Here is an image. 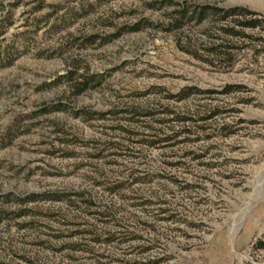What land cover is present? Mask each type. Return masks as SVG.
I'll use <instances>...</instances> for the list:
<instances>
[{"label":"rangeland","instance_id":"1","mask_svg":"<svg viewBox=\"0 0 264 264\" xmlns=\"http://www.w3.org/2000/svg\"><path fill=\"white\" fill-rule=\"evenodd\" d=\"M163 1L0 0V264H264V0Z\"/></svg>","mask_w":264,"mask_h":264},{"label":"trees","instance_id":"2","mask_svg":"<svg viewBox=\"0 0 264 264\" xmlns=\"http://www.w3.org/2000/svg\"><path fill=\"white\" fill-rule=\"evenodd\" d=\"M163 6H165V4L168 5H173V3H171V1L169 0H164ZM176 6V5H173ZM191 6V5H190ZM178 9H175L173 11V13L170 15V21H169V26L172 29H179L183 22H191L193 20L197 21L198 23L202 22L204 19L208 18V17H216V16H220L221 20H225L229 17L232 16H246V15H250V13L246 12L245 10L242 9H237V8H232V9H228V10H221L215 7H211V6H198V7H194L193 9H191V7H189L188 5H182V4H178L177 5ZM191 9V10H190ZM254 22L252 23H248V26H254ZM71 75L72 73H70L67 76H64L62 78H59V80H66V82H70L71 81ZM83 80L81 83L79 84H75L72 86L73 88V95H78L80 93H82L83 91H85L88 86L93 83V82H97L96 84L99 85L101 84L102 80L100 78H97V76H86V77H82ZM59 80L56 81V83H60ZM225 92H228V90H226ZM201 94V92L197 89V88H184L182 89L176 96L174 95H170L167 98L168 99H176L177 102H182L185 101L186 99H188L189 97L193 96V95H198ZM64 108V106L62 105H58L56 107L53 108V110H62ZM134 111H137L138 109L135 108L133 109ZM81 114L86 115V112H81ZM114 114L115 113H111ZM189 118H185L184 116H180L177 115L175 117L176 121L179 122H184L187 121ZM186 133H189V131H183ZM177 135H172L169 137H165L164 139H161L158 141V143L161 142H169L171 140H174L176 138ZM148 144L150 146H154L155 144H157L156 142L153 141H149ZM121 187V184L115 185L113 187H111L110 189H108L110 192H114L117 189H119ZM71 197H75V198H82V202L83 204H85V206L87 208H91L96 206V204L93 201V198L91 196V194H88V198L87 199H83L85 198V194L83 192H70V193H43V194H31L28 195L25 199H14L15 201H19L21 204H25L26 202H38V201H49V202H65V203H69V204H73V201H71ZM9 201V198L6 197L5 198V202ZM108 211L110 212V208L108 209ZM108 212V213H109ZM23 213H25V211H22L20 214L22 215ZM19 215V214H18ZM255 249L257 250H262L264 249V243H262L261 241H258L255 244Z\"/></svg>","mask_w":264,"mask_h":264}]
</instances>
